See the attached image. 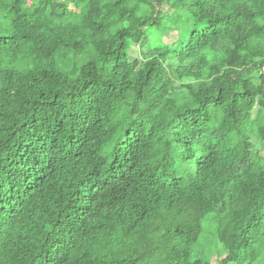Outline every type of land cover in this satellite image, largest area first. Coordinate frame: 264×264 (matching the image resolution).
I'll list each match as a JSON object with an SVG mask.
<instances>
[{"label": "trees", "instance_id": "trees-1", "mask_svg": "<svg viewBox=\"0 0 264 264\" xmlns=\"http://www.w3.org/2000/svg\"><path fill=\"white\" fill-rule=\"evenodd\" d=\"M263 64L264 0H0V264L264 262Z\"/></svg>", "mask_w": 264, "mask_h": 264}, {"label": "rangeland", "instance_id": "rangeland-1", "mask_svg": "<svg viewBox=\"0 0 264 264\" xmlns=\"http://www.w3.org/2000/svg\"><path fill=\"white\" fill-rule=\"evenodd\" d=\"M163 10L167 9V5L164 4ZM148 45L156 44L161 45L164 44L162 41L165 40L166 35L161 34L158 30H156L155 25L150 26L146 31ZM160 38V39H159ZM146 50L142 47L136 50H131L130 55L135 59L134 67L137 68L140 62L146 56ZM253 145L259 149V153L264 158V145L261 146L255 139H252ZM214 216H209L206 218L202 224V234L199 238V241L195 247H193V256H197L200 258H208L211 260L212 264H217L219 259H222L225 256V251L223 248L216 244L214 237V225L212 223ZM261 264H264L262 261Z\"/></svg>", "mask_w": 264, "mask_h": 264}, {"label": "built area", "instance_id": "built-area-1", "mask_svg": "<svg viewBox=\"0 0 264 264\" xmlns=\"http://www.w3.org/2000/svg\"><path fill=\"white\" fill-rule=\"evenodd\" d=\"M262 72L264 73V64H263V67H262Z\"/></svg>", "mask_w": 264, "mask_h": 264}]
</instances>
